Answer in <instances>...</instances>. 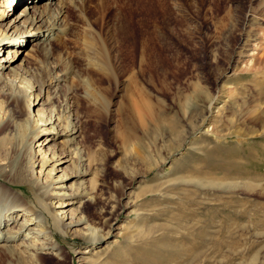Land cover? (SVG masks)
I'll list each match as a JSON object with an SVG mask.
<instances>
[{"label": "rangeland", "instance_id": "rangeland-1", "mask_svg": "<svg viewBox=\"0 0 264 264\" xmlns=\"http://www.w3.org/2000/svg\"><path fill=\"white\" fill-rule=\"evenodd\" d=\"M159 1L66 0L51 54L20 48L42 110L81 120L77 228L109 232L91 244L56 230L59 254L37 264H264V0H168L163 27L150 25ZM26 112L0 93V156L30 166L31 152L5 153ZM19 256L0 250V264H34Z\"/></svg>", "mask_w": 264, "mask_h": 264}, {"label": "bare ground", "instance_id": "bare-ground-1", "mask_svg": "<svg viewBox=\"0 0 264 264\" xmlns=\"http://www.w3.org/2000/svg\"><path fill=\"white\" fill-rule=\"evenodd\" d=\"M21 1L24 3L10 15L8 8L13 2ZM147 1L150 4V0ZM166 4L168 0L159 1L150 25L168 26ZM67 6L66 0H0V93L5 94L8 101H21L27 110L23 122L18 125V134L13 137V142L10 141L5 153L9 150L32 153L26 157L30 166L0 156V250L18 253L19 257L34 264L39 262V255L59 254L56 230L64 235L76 232L91 244L99 243L109 235V232L100 233L92 226L77 228L83 220L69 208L80 198H88L86 192L73 189L72 183H68L72 175L80 177L88 173V159L80 143L85 134L80 118L67 105L42 110V106L49 103L48 96L44 100L37 98L43 90L40 86L38 90L34 86L36 91L28 93V70L19 66L22 59L18 61L22 52L20 48L30 43L26 51L28 55L36 50H42L47 56L51 54V44L66 31V24L63 25L66 22L63 21ZM87 65L102 67L92 57ZM57 73L54 78H66L62 70ZM27 97H32L33 102L27 104ZM35 105L41 107L34 108ZM39 133H46V136L40 142L41 147L35 149L33 140ZM28 139L30 141L26 142ZM58 144L63 148L52 150ZM36 151H40V158H35ZM68 164L77 166L71 174L64 170ZM35 166L38 170L32 169ZM13 185L21 187L24 193H31L34 205Z\"/></svg>", "mask_w": 264, "mask_h": 264}]
</instances>
